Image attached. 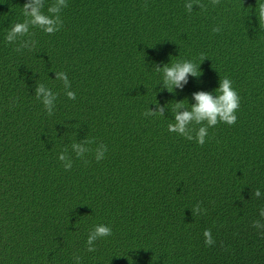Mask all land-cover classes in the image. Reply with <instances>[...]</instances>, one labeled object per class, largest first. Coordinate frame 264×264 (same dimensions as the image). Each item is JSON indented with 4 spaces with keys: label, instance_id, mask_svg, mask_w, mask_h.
Returning <instances> with one entry per match:
<instances>
[{
    "label": "trees",
    "instance_id": "obj_1",
    "mask_svg": "<svg viewBox=\"0 0 264 264\" xmlns=\"http://www.w3.org/2000/svg\"><path fill=\"white\" fill-rule=\"evenodd\" d=\"M187 2L67 0L61 30L30 28L36 47L18 53L5 37L26 0H0V264H264V228L252 226L264 224V0H201L191 14ZM184 60L201 76L169 92L154 66ZM224 77L241 97L235 125L209 128L203 146L168 131L175 102L190 108ZM37 82L58 93L52 116ZM157 103L165 115L145 117ZM86 137L107 145L100 162L71 151ZM98 224L113 234L88 252Z\"/></svg>",
    "mask_w": 264,
    "mask_h": 264
},
{
    "label": "clouds",
    "instance_id": "obj_2",
    "mask_svg": "<svg viewBox=\"0 0 264 264\" xmlns=\"http://www.w3.org/2000/svg\"><path fill=\"white\" fill-rule=\"evenodd\" d=\"M213 6L220 4V0H210ZM194 5L200 9L206 11L207 6L201 3V0H189L185 4V8L188 13L191 14ZM44 0H26L23 5V16L25 17L23 22L15 23L11 26L7 32L5 40L10 44H17L15 48L16 52H22L24 49L32 51L36 47V41L29 38L30 28L36 27L44 31L46 34H55L63 27V20L61 18V12L66 8L67 0H54V2L48 7L47 13L43 11ZM148 7L147 3L144 5ZM257 15L259 20V26L264 29V3H259L257 8ZM213 33L221 31L219 26L212 29ZM207 57L202 53L200 59L204 61ZM154 69L157 73H162V86L169 92H175L176 89L183 90L184 86L189 82V76L199 78L201 76L200 65L198 66L193 61L184 60L177 61L175 63L165 64L163 67L155 65ZM56 80L62 81L65 88L66 96L71 99H76V93L71 90V82L65 72H55ZM214 95L207 91H198L193 93L194 104H191L190 108L186 106L185 100L175 102L171 111L175 117L174 123L168 124V131L177 133L183 136L189 141L195 140L199 145L203 146L206 143V137L208 136V129L215 127L219 123H226L229 126L235 125L237 122V111L240 108L241 97L239 93L233 88V81L224 77L220 80V86L215 90ZM35 96L40 101L47 114L49 116L54 115L55 102L58 98V93H54L45 84L37 82L35 87ZM19 98L17 97L16 100ZM15 104V101H13ZM168 105L156 104V109H149L143 113L145 117L149 116H164L165 108ZM198 125V128L193 126ZM195 133V135H193ZM96 144L94 138L86 137L79 142H73L71 144V151L75 153L78 159H83L85 164L89 161L84 159L86 154L93 153L95 160L100 162L105 158V154L108 151L107 145L100 143L95 148L92 145ZM69 150L65 147L59 154L58 159L62 162L65 171L72 169L73 161L68 154ZM253 196L256 198L261 197L260 189H256ZM201 204L197 203L192 207L193 215L198 216L206 214L207 210L201 208ZM261 217H264V208L260 209ZM253 227L264 228V224L261 221H253ZM113 234L112 228L104 224H98L89 232L87 238V251L95 252L97 250L96 242L105 237H109ZM264 234V233H262ZM205 244L212 246L215 240L212 238L211 229L204 230ZM74 264H81L82 257L74 254Z\"/></svg>",
    "mask_w": 264,
    "mask_h": 264
}]
</instances>
